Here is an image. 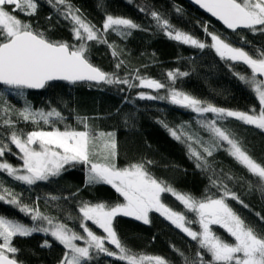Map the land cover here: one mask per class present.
Masks as SVG:
<instances>
[{
	"label": "snow or ice",
	"instance_id": "6c2138e0",
	"mask_svg": "<svg viewBox=\"0 0 264 264\" xmlns=\"http://www.w3.org/2000/svg\"><path fill=\"white\" fill-rule=\"evenodd\" d=\"M194 2L221 21L227 29L235 32L243 28L254 34H264V0ZM47 3L60 17L70 22L75 42L54 40L48 36L47 31L41 30L39 26L33 27L15 14L19 11L27 16L35 15L38 11V0H0V85L7 86L19 96H24L25 89H43L55 81L127 85L128 89L150 90L139 91V99L167 100L172 105L196 113L197 117L211 113V120L197 119L199 126L209 133V140H204L198 133L185 131L190 125L169 127L164 121L158 122L174 139L186 145L188 158L197 169L207 174L209 187L215 188L217 192L200 198L190 193H180L168 182L159 180L152 174L151 160L118 166L115 132L97 131L90 125V118L87 116H78L76 119L80 127H73L64 123L66 118L55 107L47 110L34 109L30 102H26L22 109H13L5 102L0 105V125L12 129L8 140L18 150L22 164L13 166L7 161L0 162V172L6 173L15 181L35 185L37 182L60 176L67 168L83 165L86 186L110 185L122 197V202L79 201L77 209L80 215L77 218L84 233L82 235L62 222L58 216L41 211L39 198L33 204L24 203L21 193L14 192L0 182V202L14 206L32 221L29 226L0 215V264H21L16 259L19 249L13 246L12 241L17 236L29 237L34 233L50 235L64 247L65 252L59 264H89L101 254L116 257L127 264H170V261L160 255L133 252L125 245L114 227L118 216L134 218L148 225L151 223L150 213L153 212L160 214L197 243V250L191 258L172 246L183 264H264V232L247 224L228 203L231 199L245 208L248 207L237 192L228 186L229 182L236 181L237 178L223 168H217L215 161L209 159L221 149L226 151L249 174L259 179L255 188L264 198V164L258 163L249 155L230 130L219 126V122L234 118L264 131V79L259 78L264 77V50L256 49L255 55L250 54L243 46L236 47L226 37L208 31V25L204 23L201 27L205 36L211 40V43H207L190 32L177 28L165 13L140 9L152 18L155 28L169 39L200 50L211 48L225 63L231 62L229 67L242 63L251 70L250 76L235 74L254 92L259 109H227L178 89L177 80L189 75L180 69L169 70L166 82L141 75L139 69H133L121 76L120 70L125 66L124 60L120 59L123 50L115 42L109 43L107 34L112 32L126 39L133 30H146L132 19L106 14L102 27H97L70 0H47ZM175 12L180 14L182 9L176 7ZM48 19L51 20L52 17L49 16ZM91 42L105 44L111 50L116 61L113 71L107 72L91 62ZM244 43L248 44L247 41ZM161 90L166 94L160 95ZM152 92L156 94L153 95ZM13 113L16 120L12 119ZM128 119L126 115V123ZM17 120L31 122L36 127L28 132L23 129L16 130ZM41 122L47 127H41ZM61 123L63 128L58 126ZM7 152H11L9 143L0 139V158ZM247 186L249 191L253 190L251 181L247 182ZM205 191L207 193L208 189ZM164 193L174 196L187 213L194 214V218L189 219L185 212L176 211L163 203ZM75 196L76 193H71L70 197L64 199ZM60 199V196L50 195L45 198V203ZM256 215L264 222V217L259 213ZM68 218L71 219V215ZM89 221L103 230L104 235H97L89 228ZM192 225H198L199 230H195ZM213 226L222 228L232 240L218 235ZM77 241H84V245L81 246ZM107 245L115 246L118 251L110 250ZM40 246L51 247V244L45 239Z\"/></svg>",
	"mask_w": 264,
	"mask_h": 264
},
{
	"label": "trees",
	"instance_id": "16d2710c",
	"mask_svg": "<svg viewBox=\"0 0 264 264\" xmlns=\"http://www.w3.org/2000/svg\"><path fill=\"white\" fill-rule=\"evenodd\" d=\"M70 2L97 27H102L106 14H113L130 18L142 29H146L133 30L126 39L112 32L107 34L109 43L115 42L119 49L123 50L120 59L124 60L125 66L120 70L121 76L132 72L133 69H139L141 75L166 82V74L169 70L180 69L188 72L189 75L177 80L178 89L218 107L240 111H248L252 107L259 109L254 92L235 74L250 76L251 71L246 65L235 63L229 67L231 62L225 63L211 48L200 50L169 39L155 28L152 18L140 9L147 8L165 13L177 28L211 43L210 37L205 36L201 27L202 24L207 23L208 31L226 37L234 46H243L253 55L256 49L264 50L262 34H254L243 28L235 32L229 30L188 0H70ZM176 7L182 9L180 14L175 12ZM15 14L22 21L31 23L33 27L39 26L41 30L47 31L48 36L54 40L75 42L70 22L60 17L47 0H38V11L33 16H27L19 11ZM49 16L52 17L51 20L48 19ZM90 56L91 62L96 66L107 72L114 70L116 61L107 45L91 42ZM139 91L150 90L128 89L127 85L71 84L59 81L50 82L41 90L25 89L24 96H19L8 87L0 86V93H3L0 96V105L6 102L13 109H22L26 102H30L34 109L47 110L55 107L66 118L64 123L73 127H80L76 119L78 116H87L90 118V125L97 131L115 132L118 166L124 167L130 163L151 160L152 174L157 179L168 182L178 192L190 193L197 198L215 194L217 190L209 187L207 174L197 169L193 161L188 158L186 145L174 139L158 122L164 121L169 127L190 125L185 131L191 134L198 133L204 140H209V133L199 126L197 119L211 120L213 114L197 117L196 113L172 105L167 100H142L137 98ZM160 92L165 93L164 90ZM126 115L129 117L127 123ZM12 119L16 120L14 113ZM40 126L47 127L42 122ZM58 126L63 128V123ZM219 126L230 130L249 155L258 163L264 164V131L245 125L234 118L219 122ZM35 127L31 122L16 121V130L23 129L24 132H28ZM11 131L12 129L0 125V139L9 143L11 147V152L0 158V162L7 161L16 165L18 160L8 140ZM193 146L196 147L195 144ZM225 147H227L226 142ZM209 159L215 161L217 168H223L237 178L236 181L229 182L228 186L237 192L248 207L245 208L229 199L228 203L233 210L247 224L264 232V222H261L256 215L259 213L264 217V198L255 188L259 179L249 174L223 149L215 152ZM248 181L254 186L251 191L247 186ZM0 182L14 192L21 193L24 203L33 204L39 198L41 211L58 216L62 222L79 233H82L77 218L80 215L77 209L79 201L122 202V197L110 185L86 186L83 165L67 168L60 176L49 181L37 182L35 185L15 181L4 172H0ZM71 193H76L75 198L65 200L64 197H70ZM50 195L60 196L61 199L46 204L45 198ZM162 201L174 210L190 215L170 193L162 194ZM0 215L16 219L29 226L32 224L29 216L3 202H0ZM69 215L71 219L68 218ZM150 220L151 223L145 225L134 218L118 216L114 221V227L125 245L135 253L160 255L170 261V264H183L181 257L173 251L172 246H175L186 256L194 257L197 250L195 241L158 213H150ZM87 224L94 227L90 222ZM213 229L224 239L232 240L219 226H213ZM45 239L49 241L51 247L40 246ZM12 243L19 249L16 259L21 264H59L65 252L59 242L44 233H34L29 237L17 236ZM89 264H127V262L101 254Z\"/></svg>",
	"mask_w": 264,
	"mask_h": 264
},
{
	"label": "rangeland",
	"instance_id": "374dc122",
	"mask_svg": "<svg viewBox=\"0 0 264 264\" xmlns=\"http://www.w3.org/2000/svg\"><path fill=\"white\" fill-rule=\"evenodd\" d=\"M258 34H261L259 32H257ZM255 33V34H257ZM264 36V34H262ZM236 47H241V46H236ZM153 95H155L156 93L153 92L152 93ZM160 95H165L166 93H163V92H160L159 93ZM12 151H13V154L17 157V160H18V164L16 165H13V166H20L22 164V161L19 159V154H18V150L15 148L14 145H12ZM189 219H193L194 218V214H191L188 216ZM90 222V221H89ZM91 223V222H90ZM88 225V224H87ZM94 225V224H93ZM89 228H91L94 232H96L97 235H104L103 233V230L99 229L96 225H94V227H91L88 225ZM192 227L195 229V230H199V227L198 225H192ZM82 230V229H81ZM214 230V229H213ZM82 235L84 234L83 233V230H82ZM78 244H80L81 246L84 245V241H77ZM107 246H110V250L112 251H118L117 249H115V246H112V245H107Z\"/></svg>",
	"mask_w": 264,
	"mask_h": 264
},
{
	"label": "water",
	"instance_id": "95a60500",
	"mask_svg": "<svg viewBox=\"0 0 264 264\" xmlns=\"http://www.w3.org/2000/svg\"><path fill=\"white\" fill-rule=\"evenodd\" d=\"M190 3H192L193 5H195L197 8H199L203 13H205L206 15H208L209 17H211L212 19L216 20L219 24H221L222 26H224L225 28H227L225 25H223V23L221 21H219L217 18L211 16L210 13H207L204 9H202L199 5H197L194 0H188ZM242 29V28H241ZM230 30V29H229ZM251 71V70H250ZM264 79V77H259ZM55 82H59V81H55ZM61 82H66L69 83L67 81H61ZM77 83H89V82H77ZM72 84V83H71ZM89 84H95V83H89ZM0 86H4V85H0ZM7 87V86H4ZM27 90H41V89H27Z\"/></svg>",
	"mask_w": 264,
	"mask_h": 264
}]
</instances>
